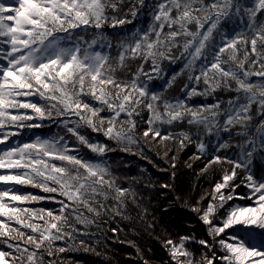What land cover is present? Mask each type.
Here are the masks:
<instances>
[{"label":"snow or ice","instance_id":"snow-or-ice-1","mask_svg":"<svg viewBox=\"0 0 264 264\" xmlns=\"http://www.w3.org/2000/svg\"><path fill=\"white\" fill-rule=\"evenodd\" d=\"M138 19L146 24L129 30ZM179 58L180 72L154 90L162 61ZM45 120L64 134L16 139ZM89 130L158 167L143 145L155 148L173 177L178 153L194 145L186 166L203 157L197 176L216 177L198 196L177 197L206 236H158L161 264H264V168L254 166L264 161V0H0V264L100 255L103 240L119 238L108 232L123 231L112 223L133 210L154 228L140 191L141 180L154 182L120 174L106 158L114 149Z\"/></svg>","mask_w":264,"mask_h":264},{"label":"trees","instance_id":"trees-1","mask_svg":"<svg viewBox=\"0 0 264 264\" xmlns=\"http://www.w3.org/2000/svg\"><path fill=\"white\" fill-rule=\"evenodd\" d=\"M144 24H146V19H138L127 27L129 30H132L137 25L143 26ZM228 27L231 29V25ZM103 31L110 39L118 34V30H114L107 26H104ZM217 40H219V37H217ZM176 55L179 56L178 51ZM184 63L185 60L183 58L176 59L175 62L168 61L167 59L163 60V72L161 73V77L154 79L151 82V87L154 90L162 88L167 78L172 77L174 73L180 72ZM186 79V73L177 77L174 85L170 89V93L173 95L180 94L179 88L182 87ZM252 79H256V77ZM201 87H203L202 84ZM216 95L223 96L227 99L229 93L218 91ZM206 102H213V98L211 96L207 98L195 96L190 101L192 104H202ZM36 123H39V121H36ZM57 133L61 135L64 134L60 126L45 120L42 127L27 129L24 131L23 136L16 137V139L26 140L28 137L34 139L35 136L51 137ZM90 135L93 139H99L108 143L114 149L107 153L106 158L120 174H126L129 177L143 176L145 178H150L151 181L154 182V186L151 188L144 187L143 180H141L140 184V191L144 197L141 203L148 209L146 221L151 222L154 228L150 229L147 227V223L139 222L138 219L135 218L138 210H133V220H117L112 223L111 226L118 225L123 231L117 234L108 232V237H113L115 235L119 238L103 240L97 248L100 255H97L93 251L86 252L83 250L62 254L70 260L71 264H144L145 259L148 260L150 264H161V262L167 261L168 256L161 241L157 238L158 236L167 233H171L175 236L177 233L186 232L195 233L197 237L206 236V229L202 225V222L199 221L198 217L192 213L189 208L184 206L183 199H177L178 196H191L193 198L198 196L199 193L207 189L216 178L211 172L207 176H197L196 173L198 169L203 167V164L206 163L203 157L201 160L191 161L192 168L186 166L185 161H188L192 153L196 151L194 145L190 144L178 153V163L175 168V176L173 177V170L156 154L155 148H150L147 144L143 145L144 154L148 156L153 163L158 165V167H153V164L149 163V160L139 155L120 151L119 147L116 146L113 141L107 140L102 134L90 132ZM72 142L75 143V140L73 139ZM211 148L212 145L208 144V149L211 150ZM84 151L87 152L88 150L85 149ZM254 166L255 170L259 172L261 168H264V161L257 159L254 161ZM219 167L220 166H217V171ZM141 169L144 171L141 172ZM165 182L171 183L172 188H161L160 185ZM21 188L26 191L40 194V189H33L30 186H21ZM240 191H243V188H241ZM34 203L37 206L57 207L53 201H39ZM128 240L134 241L140 247V255L137 254L135 247L127 243ZM195 247L197 250L199 249L198 245Z\"/></svg>","mask_w":264,"mask_h":264},{"label":"rangeland","instance_id":"rangeland-1","mask_svg":"<svg viewBox=\"0 0 264 264\" xmlns=\"http://www.w3.org/2000/svg\"><path fill=\"white\" fill-rule=\"evenodd\" d=\"M2 147H3V145H0V148H2ZM17 187H20V188H21V186H17ZM236 202H237V203H245V201H241V200H237ZM233 231L238 232V231H239V226H236L235 229L230 230V231H229V234H231Z\"/></svg>","mask_w":264,"mask_h":264}]
</instances>
